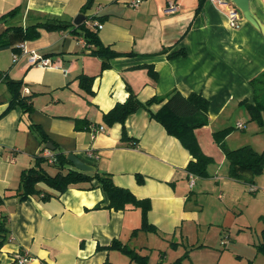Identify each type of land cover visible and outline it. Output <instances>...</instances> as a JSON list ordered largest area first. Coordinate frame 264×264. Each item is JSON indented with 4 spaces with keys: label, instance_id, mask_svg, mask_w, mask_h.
I'll return each mask as SVG.
<instances>
[{
    "label": "crops",
    "instance_id": "0c3cea01",
    "mask_svg": "<svg viewBox=\"0 0 264 264\" xmlns=\"http://www.w3.org/2000/svg\"><path fill=\"white\" fill-rule=\"evenodd\" d=\"M130 1L92 0L82 12L86 0H0V14L19 6L12 18L2 21L5 25L25 26L53 17L75 25L71 20L82 13L81 21L95 29L103 45L123 53L101 69L100 57L90 53L72 27L41 28L37 38L23 41L26 50L48 57L51 66L27 64L28 54L19 48L0 49L2 76L21 80L19 92L30 97L32 106L29 112L17 105L5 110L10 93L0 79V214L8 229L0 264H15L18 254L29 257L25 264H139L116 248L113 239L147 256L150 264H168L184 253L181 264H220L226 256L234 264H264L256 249L260 238L228 234L219 248L191 235L198 221L196 202L191 203L196 181L190 187L183 169L191 156L150 116L163 102L125 117L126 140L120 123L106 125L102 119L116 102L125 101L127 86L142 102L173 89L183 95L197 92L208 100V122L194 129L204 147L226 111L236 112L241 101H252L249 80L264 70V0H249L261 28L240 12V25L230 27L227 8L219 2L225 0H204L201 5L199 0H139L136 6ZM168 2L176 6L173 12H165ZM94 19L102 23L100 28ZM180 49L182 54L168 56ZM82 76H92L90 92L82 89ZM47 142L54 147L50 152L73 153L99 172L110 173L115 185L148 198L147 220L155 231H144L158 240L156 246L133 243L142 231L140 209L104 207L101 188L68 186L58 193L38 183L39 194L18 199L13 192L21 170L33 164ZM44 191L51 194L46 201L40 197Z\"/></svg>",
    "mask_w": 264,
    "mask_h": 264
},
{
    "label": "trees",
    "instance_id": "16d2710c",
    "mask_svg": "<svg viewBox=\"0 0 264 264\" xmlns=\"http://www.w3.org/2000/svg\"><path fill=\"white\" fill-rule=\"evenodd\" d=\"M204 0H199V5ZM92 0H86L81 6V11L85 12L91 6ZM19 10V6H14L11 9L0 14V20H8L12 18ZM92 18V17H91ZM6 21L0 22V49L10 47L17 50V43L25 40L35 39L39 36L41 28L46 30H64L72 27L71 31L76 32L82 36L85 45L90 47V53L100 57L101 69L108 66V60L114 56L123 53L117 52L107 45H103L99 40L96 31L85 21H80L78 25H73L70 21H65L57 17L48 18L43 21H37L25 26L21 25H5ZM183 50L174 51L168 56L182 54ZM151 73L153 70L148 68ZM0 79H4L7 89L10 93V99L5 110H8L15 105L19 106L25 112L32 109L29 96L22 95L20 91L22 86L21 80H14L2 76L0 71ZM91 77H81L80 84L82 89L90 92ZM249 84L253 89L252 101H241L248 114L249 119L257 120L261 126H264V70L260 71L249 80ZM128 96L125 101L116 102L108 111L104 112L102 119L106 125H111L115 122L121 124V138L126 140L127 136L124 129V120L129 114L136 111L138 108H148L152 103H160L161 106L155 112H150V116L162 124L165 130L178 138L183 147L187 149L191 158L183 169L186 174L192 173L196 177L206 174V166L212 161L210 156L205 155L199 147V144L194 135V129L202 127L207 124V108L208 100L200 93L191 92L183 95L178 90L173 89L164 96H152L144 102L139 101L136 94L129 86ZM233 126L222 127V129L212 132L213 139L224 151L225 158L228 162V174L233 178H242L240 171L250 170L251 172L259 173L264 168V152L258 153L249 146H241L234 149H227L224 147V137L233 129ZM42 133L41 131H39ZM45 140L44 135L42 139ZM52 162H48L46 157L42 155H35L34 162L31 166L21 170L19 174L18 186L13 194L18 199L23 200L30 195L39 194L41 188L37 184L42 183L48 188L60 193L63 192L68 186H75L83 189H91L94 187L101 188V191L106 197L104 207L108 209L121 210L127 207H138L141 213V222L139 229L155 231V227L147 220V211L150 208V200L148 198H138L126 187L115 185L110 173L99 172H83L73 167L72 163L67 160L66 155L61 152H51ZM44 164L53 165L56 167L54 174H47L44 171ZM186 175V176H187ZM138 182H142L140 175L136 176ZM51 196L48 192L41 193V199L45 200ZM2 197H0V203ZM102 201L96 203L93 208H98ZM6 217L0 214V245L6 242L8 236V229L5 225ZM264 235V234H262ZM112 244L116 248L127 254L132 260L139 264H150L147 256L139 255L133 249L127 247L125 244L120 245L116 239L112 240ZM256 249L264 255V237L261 238L259 243L256 244ZM187 254L184 253L180 257L168 264H181L182 259Z\"/></svg>",
    "mask_w": 264,
    "mask_h": 264
},
{
    "label": "rangeland",
    "instance_id": "374dc122",
    "mask_svg": "<svg viewBox=\"0 0 264 264\" xmlns=\"http://www.w3.org/2000/svg\"><path fill=\"white\" fill-rule=\"evenodd\" d=\"M218 121L223 123L213 125L214 131L222 127H234L224 137L225 148L234 149L247 145L258 153L264 152V126L257 120L249 119L244 106L236 112L226 111ZM237 121L243 123L242 129L235 126ZM204 138L208 139V136ZM212 139L211 131L204 147L199 145L200 150L210 156L212 161L206 166V174L195 178L196 184L192 188L191 203L196 202L198 221L191 235L198 234L205 242L219 248L227 241L228 234L234 236L237 232L248 240H259L264 237V168L259 173L240 171V179L230 177L224 151ZM43 167L47 174H54L56 171L53 165L44 164ZM156 241L158 240L152 233L142 230L133 243L137 246H156ZM169 246L173 248L174 244L171 242ZM220 264L234 263L226 256Z\"/></svg>",
    "mask_w": 264,
    "mask_h": 264
},
{
    "label": "built area",
    "instance_id": "2783aa9c",
    "mask_svg": "<svg viewBox=\"0 0 264 264\" xmlns=\"http://www.w3.org/2000/svg\"><path fill=\"white\" fill-rule=\"evenodd\" d=\"M139 2V0H132L129 2V4L131 6H136V4ZM221 2L226 8H227V21H228V25L230 27H238L240 25V13L238 11V9L232 4V2H230L229 0H225V1H219ZM168 6L167 8H165V12H173L176 8V6L174 5V3L172 2H168L167 3ZM95 15V12H94ZM93 24L94 26H96V28H100L102 26V23H100L98 20H93ZM83 44H85V42L83 41ZM16 46L21 50V52L23 54H25L27 52V64L30 65H37L40 67H47V66H51L52 63L50 61V59L48 57H45L33 50H26V47L24 46L23 42H19L16 44ZM18 57L17 54H13V60H16ZM57 67V66H55ZM237 127L241 128L243 125L242 123H237L236 124ZM103 129V126H99L98 130ZM42 156L46 157L48 162H52V156H51V152L50 150L45 147L43 149V152L41 154ZM188 178V185L191 187L194 184L195 181V175L192 173H188L187 175ZM15 260V264H25L27 262V260L29 259V257L26 254H18L16 257H14Z\"/></svg>",
    "mask_w": 264,
    "mask_h": 264
},
{
    "label": "water",
    "instance_id": "95a60500",
    "mask_svg": "<svg viewBox=\"0 0 264 264\" xmlns=\"http://www.w3.org/2000/svg\"><path fill=\"white\" fill-rule=\"evenodd\" d=\"M232 2V4L238 9V11L247 21H249L252 25L255 27L261 28V23L255 18L254 14L252 13L250 6H249V0H229ZM84 15L82 13H78L73 18V23L75 25H78L81 20H83ZM3 19L0 20L2 22ZM44 146H46L49 149H53L54 147L47 142ZM67 160H69L73 167L77 170L83 171V172H94L96 170V167L88 162L83 161L82 159H79L76 155L73 153H68L66 155Z\"/></svg>",
    "mask_w": 264,
    "mask_h": 264
}]
</instances>
